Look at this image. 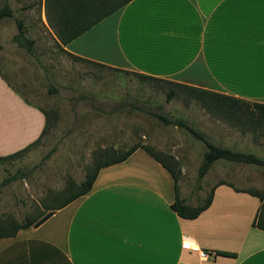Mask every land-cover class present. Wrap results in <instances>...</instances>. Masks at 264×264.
Here are the masks:
<instances>
[{"label":"crops","instance_id":"0c3cea01","mask_svg":"<svg viewBox=\"0 0 264 264\" xmlns=\"http://www.w3.org/2000/svg\"><path fill=\"white\" fill-rule=\"evenodd\" d=\"M61 46L111 68L264 104V0H132ZM24 98L0 66V157L36 142L46 126ZM175 198L168 171L138 149L38 228L0 237V264H264V230L253 225L264 201L221 185L189 220Z\"/></svg>","mask_w":264,"mask_h":264},{"label":"rangeland","instance_id":"374dc122","mask_svg":"<svg viewBox=\"0 0 264 264\" xmlns=\"http://www.w3.org/2000/svg\"><path fill=\"white\" fill-rule=\"evenodd\" d=\"M12 18H0V66L17 90L48 116L38 143L15 159L0 162V223L17 224L61 202L67 186L82 183L94 156L110 149L121 154L138 144L175 158L178 193L192 206L201 205L219 182L260 192L264 201V167L217 161L201 180L205 144L184 128L165 125L153 114L182 119L210 142L264 159V131L242 129L216 116L174 86L145 80L138 74L75 59L62 49L46 0H0ZM17 20L34 40L31 53L13 40ZM260 223H264V202Z\"/></svg>","mask_w":264,"mask_h":264},{"label":"trees","instance_id":"16d2710c","mask_svg":"<svg viewBox=\"0 0 264 264\" xmlns=\"http://www.w3.org/2000/svg\"><path fill=\"white\" fill-rule=\"evenodd\" d=\"M131 1L132 0H46V6L48 8V11L53 13V27L61 45H67L68 43L72 42L88 30H90L92 27L100 23L105 18L122 9ZM12 17L13 10L10 5L6 3L4 7L0 9V18L4 19ZM17 25L18 33L13 37V40L19 47L24 48L28 51V53H31L35 42L34 40H31L26 36L25 26L21 20H17ZM69 55L81 61L106 67V65L100 63L92 62L84 58L74 56L72 54ZM138 75L145 80L163 82L174 86V88H172L167 94V102H170L179 92L183 95L184 99L187 102H198L210 113L224 118L231 124L239 125L242 129L252 130L254 134H257V132H259L258 130L264 131V104L250 103L230 96L208 92L184 84L162 80L147 75ZM24 100L28 104H32L28 99L24 98ZM40 110L46 117V126L39 139L27 148L15 154L6 157H0V162L17 158L40 141V139L45 134L49 123L47 113L41 108ZM153 116L158 118L165 125H175L184 128L189 134L205 144L207 150L199 167V180L203 179L211 170L212 166L219 160L264 167V159L262 157L256 155L255 153H245L241 151H235L227 147L217 146L214 143L210 142L202 133L194 129L182 119L173 120L158 112H155ZM138 149H142L147 152L152 158L160 163L173 178L176 198L174 203L172 204V207L183 219H196L201 215V213L207 210L212 204L214 192L217 187L221 185L232 187L225 182H219L211 189V192L209 193L203 204L192 206L191 204L187 203L185 199H180L179 197L178 179L181 172L178 161L166 154L157 153L149 147L135 144L121 154H118L115 150L110 149L100 150L98 153H96V156H94L93 168L88 172L86 179L78 185L70 184L69 186H67L64 191L63 200L59 203L56 202L47 206L46 210H60L75 199L86 195L92 189L93 184L101 169L124 162ZM232 188L237 192H245L252 196H256L261 201H263V196L260 192L254 190H242L234 187ZM45 213L46 212H43L32 219H27L24 222H20L17 224L11 223L5 226L0 223V237H13L17 234L18 231L31 228L39 219H41L45 215ZM253 225L254 227H258L264 230V223H260V220H258V222L254 221ZM217 254L224 256H233V254L228 252H217Z\"/></svg>","mask_w":264,"mask_h":264},{"label":"water","instance_id":"95a60500","mask_svg":"<svg viewBox=\"0 0 264 264\" xmlns=\"http://www.w3.org/2000/svg\"><path fill=\"white\" fill-rule=\"evenodd\" d=\"M54 214V211L48 212L45 216H43L40 220H38L33 226L34 228H38L41 224H43L45 221H47L50 217H52Z\"/></svg>","mask_w":264,"mask_h":264},{"label":"built area","instance_id":"2783aa9c","mask_svg":"<svg viewBox=\"0 0 264 264\" xmlns=\"http://www.w3.org/2000/svg\"><path fill=\"white\" fill-rule=\"evenodd\" d=\"M183 245L187 249H193L195 247L194 244H193V242L189 241L188 238H185V241H184V244ZM202 256L203 257H208V254L202 253Z\"/></svg>","mask_w":264,"mask_h":264}]
</instances>
